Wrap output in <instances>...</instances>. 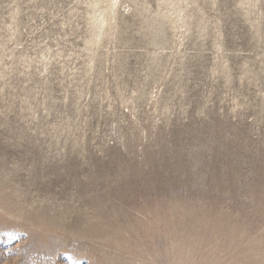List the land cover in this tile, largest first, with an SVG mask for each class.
Returning <instances> with one entry per match:
<instances>
[{"label": "rangeland", "instance_id": "rangeland-1", "mask_svg": "<svg viewBox=\"0 0 264 264\" xmlns=\"http://www.w3.org/2000/svg\"><path fill=\"white\" fill-rule=\"evenodd\" d=\"M0 264H264V0H0Z\"/></svg>", "mask_w": 264, "mask_h": 264}, {"label": "bare ground", "instance_id": "bare-ground-1", "mask_svg": "<svg viewBox=\"0 0 264 264\" xmlns=\"http://www.w3.org/2000/svg\"><path fill=\"white\" fill-rule=\"evenodd\" d=\"M145 17V16H144ZM166 20V19H165ZM145 21V20H144ZM144 21H143V23H144ZM103 22V20H101V22L100 23H97V24H95L94 26H95V30H96V37H99V35L101 34L100 33V31H101V23ZM159 24H162V23H159ZM145 25V24H144ZM161 26V25H160ZM145 28H147L148 30H150L151 29V23L150 24H147L146 26H145ZM144 28V29H145ZM159 30H157V32H162L163 31V29H162V27H160V28H158ZM203 29V28H202ZM151 31V30H150ZM202 31V30H201ZM149 32V31H148ZM157 32H154V34L156 35L157 34ZM151 33V32H150ZM149 33V34H150ZM154 34H153V37H154ZM152 37V36H151ZM155 41V40H154Z\"/></svg>", "mask_w": 264, "mask_h": 264}]
</instances>
